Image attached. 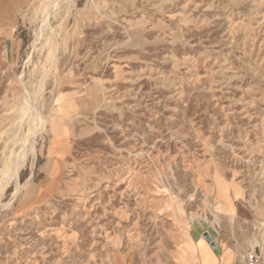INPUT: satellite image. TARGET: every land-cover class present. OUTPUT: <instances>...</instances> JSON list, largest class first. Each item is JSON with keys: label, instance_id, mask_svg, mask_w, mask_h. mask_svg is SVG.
I'll use <instances>...</instances> for the list:
<instances>
[{"label": "rangeland", "instance_id": "374dc122", "mask_svg": "<svg viewBox=\"0 0 264 264\" xmlns=\"http://www.w3.org/2000/svg\"><path fill=\"white\" fill-rule=\"evenodd\" d=\"M42 1L0 0V166L28 83L64 110L24 126L0 264H264V0H76L50 44Z\"/></svg>", "mask_w": 264, "mask_h": 264}, {"label": "bare ground", "instance_id": "6f19581e", "mask_svg": "<svg viewBox=\"0 0 264 264\" xmlns=\"http://www.w3.org/2000/svg\"><path fill=\"white\" fill-rule=\"evenodd\" d=\"M75 2L76 0H43L40 2L38 10L34 14V17L36 16L41 18V25L36 32V38H39L40 40L41 38H44L48 43L51 42V40H54L56 38V32L52 26L51 19L60 15L64 10L73 9ZM39 39L38 41H40ZM28 86V93L16 104L15 108L11 109L10 113L13 114L14 119L13 122L7 126L6 131L4 132L7 141L5 143L6 149L3 145V157H1L3 160V164L0 166L1 194L5 191L6 187L12 180L18 178L20 170L27 158V153L23 152L24 141H22V139H24L22 136L24 135L25 124H29L30 127H33L35 122H40L47 126L51 125L54 136L60 134V127L55 123L58 120V114H60V111L64 112V110L62 108L57 109L56 111L52 112V116H48L46 111L43 109L42 102L39 101L41 98L38 97V102L32 101L29 98L36 90L29 83ZM253 254L254 253L251 255Z\"/></svg>", "mask_w": 264, "mask_h": 264}, {"label": "crops", "instance_id": "0c3cea01", "mask_svg": "<svg viewBox=\"0 0 264 264\" xmlns=\"http://www.w3.org/2000/svg\"><path fill=\"white\" fill-rule=\"evenodd\" d=\"M230 247L226 248L223 244L211 247L208 244L200 246V248H193L185 263L195 264L198 260L199 264H248L246 254L245 258L234 246Z\"/></svg>", "mask_w": 264, "mask_h": 264}, {"label": "built area", "instance_id": "2783aa9c", "mask_svg": "<svg viewBox=\"0 0 264 264\" xmlns=\"http://www.w3.org/2000/svg\"><path fill=\"white\" fill-rule=\"evenodd\" d=\"M253 255H251V257H250V259H249V261H250V263L249 264H253Z\"/></svg>", "mask_w": 264, "mask_h": 264}]
</instances>
